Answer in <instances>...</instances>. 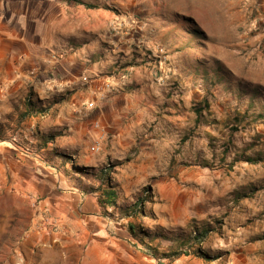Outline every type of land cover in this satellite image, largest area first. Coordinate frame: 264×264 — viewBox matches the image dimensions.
<instances>
[{"label": "rangeland", "instance_id": "obj_1", "mask_svg": "<svg viewBox=\"0 0 264 264\" xmlns=\"http://www.w3.org/2000/svg\"><path fill=\"white\" fill-rule=\"evenodd\" d=\"M98 1L101 12L74 5L77 45L69 54L124 62L98 76L81 68L36 77L38 86L51 85L45 93L27 83L38 108L80 104L72 113L81 120L66 119L51 139L64 137L63 148L79 152L67 155L97 176L89 183L104 185L100 175L110 173L121 213L134 216L106 213L131 246V226L146 241L162 228L172 241L157 239L159 253L182 254L164 264H264V162L244 161L264 155V0ZM57 20L63 28L64 16ZM53 50L54 61L68 51L63 44ZM14 89L0 81V102L17 107L7 139L31 153L39 125L19 123L25 106ZM76 130L80 142L72 141ZM136 202L141 208L132 213ZM205 227L212 232L198 245L191 239ZM180 239L185 245L175 244Z\"/></svg>", "mask_w": 264, "mask_h": 264}, {"label": "crops", "instance_id": "obj_2", "mask_svg": "<svg viewBox=\"0 0 264 264\" xmlns=\"http://www.w3.org/2000/svg\"><path fill=\"white\" fill-rule=\"evenodd\" d=\"M95 4L98 9L93 11L101 12L103 4L98 0ZM74 5L70 0H0V81L15 85L14 97L20 96L17 102L23 101L25 108L19 107L20 111L24 108L18 119L23 124L20 125L24 126L31 118L33 127L39 125L37 132L30 133L37 140L31 153L11 143L6 122L17 107L8 101L0 102V264H154L153 257L132 247L127 237L120 235L124 232L121 223L110 221L105 215L100 204L102 192H97L105 186L69 175L66 168L70 164L64 165L59 156L74 152L71 154L79 157V152L63 148L67 141L64 137L58 138L62 140L60 144L47 140L55 129L68 124L66 119L81 120V116L72 113L80 112V104L65 102L62 107L50 104L47 114L22 118L28 110L27 100L31 99L34 107L40 105L33 95L29 96L28 82L38 93L51 90L50 84L38 86L36 77H45L50 72L69 76L74 69L81 68L98 76L124 62L118 57L69 54L70 48L77 45L71 19ZM58 15L64 16L63 28ZM86 26L83 24L81 28L87 29ZM103 26L102 18L96 28L103 30ZM61 44L68 53L65 51L66 57L54 61L55 55L51 56L50 51L54 52L53 47ZM127 58L128 62L139 60ZM76 81L67 83L73 86ZM42 115L46 116L40 119ZM87 127V123L79 124L83 136L87 135ZM97 132L102 137V132ZM78 136L76 130L72 141L80 142ZM93 188L96 192H92ZM46 217L59 226L44 227Z\"/></svg>", "mask_w": 264, "mask_h": 264}, {"label": "trees", "instance_id": "obj_3", "mask_svg": "<svg viewBox=\"0 0 264 264\" xmlns=\"http://www.w3.org/2000/svg\"><path fill=\"white\" fill-rule=\"evenodd\" d=\"M70 2H73L76 5H80V6H84L87 9L90 10H94V9H98V6L95 4H91V3H86L82 0H70ZM28 103V110L26 111V113L22 114V118L26 119L32 116H38L41 114H47L49 112V109H44V108H37L34 107L33 101L27 100ZM202 111H200L198 114H201ZM48 141H54V139H47ZM59 158L62 159V161H64V165L66 164H74V160L70 155L67 154H62L59 156ZM244 161L250 164H259L264 162V155H258V157H244ZM73 172H69L70 174H74L79 176L78 178L81 180H93V178H97V176H93L94 174H92V172L88 169V168H84V167H78L76 165H73ZM101 183L104 184L105 189L103 191H101V188H99L97 190V192H102L101 193V198H100V204L102 206V208L107 212L108 209H114L115 212H118L116 214H114L113 216L117 217L120 219L122 218H130L134 215L131 214L130 211H127V213H125V215H123L121 213L122 208L120 207V205L118 204V190L117 188L113 185V183L111 182V178H110V173L107 172V170H103L100 178ZM92 192H96L94 191L95 189H92ZM147 194H149V190L146 191ZM142 203V202H141ZM141 203L139 204V202H136L133 206H132V213H139V209L141 208ZM120 212V214H119ZM106 216H108L109 218H112V215L110 216L109 214L105 213ZM118 220V219H117ZM212 232V229H210V227H205L203 230L201 231H195L194 233V237L191 240H194L195 243H197L198 245H201L203 243L206 242L207 238L209 237L210 233ZM131 233L132 235L135 237L134 239V243H132V246L137 248L138 250H140L141 252H143L144 254L153 257L156 260H159V264H164L163 260L164 259H170V258H180L182 254L180 253H159V248L157 246H154L153 244L156 242L157 239H161L163 241H172L167 233L160 228L159 232L156 234V238L155 236L151 235V237L153 236V238H150L149 241H146L145 238H141L142 234L141 232L135 228L134 226H131ZM155 238V239H154ZM176 245H185V240L180 239L178 242L175 243Z\"/></svg>", "mask_w": 264, "mask_h": 264}, {"label": "built area", "instance_id": "obj_4", "mask_svg": "<svg viewBox=\"0 0 264 264\" xmlns=\"http://www.w3.org/2000/svg\"><path fill=\"white\" fill-rule=\"evenodd\" d=\"M98 150H99V147H98ZM43 225L44 227L49 228V229H56L59 226L51 217L44 218Z\"/></svg>", "mask_w": 264, "mask_h": 264}]
</instances>
